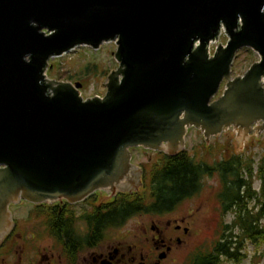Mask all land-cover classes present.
Instances as JSON below:
<instances>
[{
    "label": "water",
    "instance_id": "water-1",
    "mask_svg": "<svg viewBox=\"0 0 264 264\" xmlns=\"http://www.w3.org/2000/svg\"><path fill=\"white\" fill-rule=\"evenodd\" d=\"M108 41L119 64L102 97L45 78L50 57ZM243 47L259 59L233 77ZM263 79L264 0H0V235L18 200L139 189L131 147L175 154L190 126L206 141L231 126L234 149L259 139Z\"/></svg>",
    "mask_w": 264,
    "mask_h": 264
},
{
    "label": "trees",
    "instance_id": "trees-1",
    "mask_svg": "<svg viewBox=\"0 0 264 264\" xmlns=\"http://www.w3.org/2000/svg\"><path fill=\"white\" fill-rule=\"evenodd\" d=\"M89 70V66L85 67L86 72ZM255 164L253 158L241 153H230L225 159L211 164L197 161L186 150L174 155L162 153L161 158L145 169L144 191L119 194L108 210L84 217L89 227L88 236H82L78 231L77 211L71 206L62 213L50 215L48 228L52 235L67 237V248L77 246L78 250L98 241L104 229L118 227L134 214L174 208L183 199L198 193L203 177L215 171L221 184L217 199L223 203L224 211L233 216L225 223L213 249L200 251L189 264H223L222 261L238 264L246 256L243 252L246 241L252 244L264 242V158ZM255 178L259 180L258 188L253 186ZM148 190H152L151 193ZM38 212L39 217L44 213L42 210Z\"/></svg>",
    "mask_w": 264,
    "mask_h": 264
},
{
    "label": "flooded vegetation",
    "instance_id": "flooded-vegetation-1",
    "mask_svg": "<svg viewBox=\"0 0 264 264\" xmlns=\"http://www.w3.org/2000/svg\"><path fill=\"white\" fill-rule=\"evenodd\" d=\"M224 83L225 81L220 84L217 96L212 98V100L222 94ZM201 142H207L203 132ZM206 144L209 145L210 142ZM156 153H158V159L162 157V153L169 155L164 151H156ZM139 167L142 169L140 182L137 175L136 178L134 177V181L132 179L130 181L131 184L132 182L133 184H138L139 189L128 186L126 188L129 190L123 191L110 190L107 192V190H94L77 202H69L65 198L42 203L32 202L33 208L31 209L30 217L26 215L28 219H26V222L23 221V224H20L14 216H11V227L0 235V264H164L169 257L177 254L178 252L176 251L178 250L187 251L189 257L187 264H189L193 256L199 253L198 249L196 253H192L194 246H188L197 235L194 229L199 220L193 219L192 212L178 214L177 208L180 203L191 201L199 192L183 199L174 208L164 212H140L134 214L127 218L120 226L104 229V234L98 241H95L92 245L81 247L78 250L77 246L74 249L67 248L65 244L67 237L64 234L52 235L49 231L48 217L50 215L53 216L55 213H62L66 210L67 206H71L77 211L78 231L82 236H88L89 227L87 219L84 217L95 214L98 211L108 210L119 194L132 195L140 194L144 191L143 184L146 170L142 165H139ZM214 174L218 176L215 171L211 175L207 174L206 176H214ZM148 191L151 193L152 190ZM218 203L220 213L223 215L225 213L224 205L223 203ZM41 210L44 213L39 217L37 214ZM142 216L149 218L147 224L137 228L133 226L128 229L123 239L122 237L113 239L109 238V236L107 237V233L110 230L119 229L129 220ZM35 217L39 219L36 220ZM46 220L47 224L45 223ZM37 221H42L44 233L40 234L38 229L33 230V228L26 233L23 228L33 227ZM225 223V221L220 222L218 238L212 241L213 244L209 248L206 247V251L213 249L216 241L221 236ZM42 242L45 244L40 247L39 245Z\"/></svg>",
    "mask_w": 264,
    "mask_h": 264
},
{
    "label": "rangeland",
    "instance_id": "rangeland-1",
    "mask_svg": "<svg viewBox=\"0 0 264 264\" xmlns=\"http://www.w3.org/2000/svg\"><path fill=\"white\" fill-rule=\"evenodd\" d=\"M227 40L226 34L221 30L219 40L217 43L224 44ZM216 46V42L210 44V52ZM117 45L113 41L102 43L97 49H93L87 45L77 46L74 49L55 57L48 59L49 65L45 71V78L57 81H70L73 84L75 82L81 83L79 88L80 95L86 99L94 95L102 97L105 93V86L100 89L101 84H106L108 76L111 70L117 68L119 62L114 58ZM259 59V54L251 48L243 47L237 50L236 56L231 66V75L234 77L244 73L249 66ZM89 66L90 70L85 71V67ZM69 76H73V79H68ZM81 77V79H77ZM264 85V83H263ZM218 92V91H217ZM217 93L212 97H216ZM221 96V95H220ZM219 96V97H220ZM218 98V97H217ZM216 98V99H217ZM256 124L252 125L255 126ZM202 130H198L195 126H190L183 139V148L195 157L197 161H205L206 163H214L225 159L230 153H241L246 157L253 158L257 163L264 158V129L260 130L259 139H250L247 143L243 140L242 146L235 148L233 143L236 131H232V127L223 129L218 134H211L207 136V143L205 146L202 143ZM252 132L249 131L248 134ZM246 135V133H245ZM202 143V144H201ZM130 162L134 165H142L146 170L150 165L158 160V153L150 148L142 146L130 148ZM253 186L258 188L259 180L255 178L253 180ZM221 187L219 178L216 174L214 176H204L202 179L201 191L189 202L180 203L177 208L179 213L192 212L193 219H198L194 231L197 233L195 238L188 244V246H194L192 253H196L197 249L200 252L206 251L207 248L213 244V240H216L219 233L220 222H230L232 219V213L225 212L223 215L220 213L219 201L217 199V192ZM32 202L28 200H18L16 204L10 203L9 209L12 216L20 223L26 222L30 215L33 206ZM77 207V204H76ZM30 217V216H29ZM36 220L39 218L35 217ZM148 217L142 216L140 218L129 220L123 227L119 229L110 230L107 233V237L121 238L125 236V232L133 226L139 227L147 224ZM42 221L34 223L33 227L23 229L25 232H29L34 229H38L40 234L44 233L42 227ZM22 227V226H21ZM132 239V238H130ZM42 242L39 246H43ZM146 246V244H145ZM207 247V248H206ZM191 249V248H190ZM189 250V249H188ZM177 254L169 257L164 264H187L188 255L186 250H178ZM246 256L238 264H264V242L258 244H252L248 241L245 242L244 251ZM223 264H233L232 262L222 261Z\"/></svg>",
    "mask_w": 264,
    "mask_h": 264
},
{
    "label": "bare ground",
    "instance_id": "bare-ground-1",
    "mask_svg": "<svg viewBox=\"0 0 264 264\" xmlns=\"http://www.w3.org/2000/svg\"><path fill=\"white\" fill-rule=\"evenodd\" d=\"M221 30H223L222 28H221ZM211 43V42H210ZM195 45H197V42L195 43ZM81 46V45H80ZM77 47V46H76ZM74 49V48H73ZM72 50V49H71ZM132 148V147H131Z\"/></svg>",
    "mask_w": 264,
    "mask_h": 264
}]
</instances>
